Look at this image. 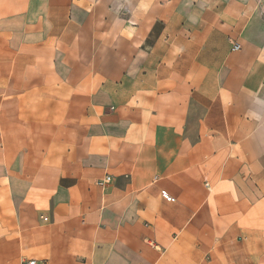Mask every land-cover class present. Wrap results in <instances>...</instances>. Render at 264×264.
<instances>
[{
    "label": "crops",
    "instance_id": "1",
    "mask_svg": "<svg viewBox=\"0 0 264 264\" xmlns=\"http://www.w3.org/2000/svg\"><path fill=\"white\" fill-rule=\"evenodd\" d=\"M29 258L264 264V0H0V264Z\"/></svg>",
    "mask_w": 264,
    "mask_h": 264
},
{
    "label": "built area",
    "instance_id": "2",
    "mask_svg": "<svg viewBox=\"0 0 264 264\" xmlns=\"http://www.w3.org/2000/svg\"><path fill=\"white\" fill-rule=\"evenodd\" d=\"M240 48V44L239 43H235L233 46L234 50H237ZM112 180V177L110 175H106L104 178L100 179L97 181V184L99 186H103L106 183H109ZM163 197L166 198L169 201H174L175 198L173 196H171L169 193L167 192H163L162 193ZM45 219H47V217H45ZM22 264H46V261L44 260H39L36 258H29V259H24Z\"/></svg>",
    "mask_w": 264,
    "mask_h": 264
}]
</instances>
